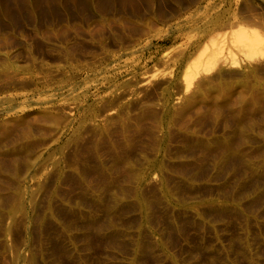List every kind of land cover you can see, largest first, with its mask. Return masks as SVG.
<instances>
[{
  "label": "rangeland",
  "instance_id": "1",
  "mask_svg": "<svg viewBox=\"0 0 264 264\" xmlns=\"http://www.w3.org/2000/svg\"><path fill=\"white\" fill-rule=\"evenodd\" d=\"M239 24L264 0H0V264H264V57L185 80Z\"/></svg>",
  "mask_w": 264,
  "mask_h": 264
},
{
  "label": "bare ground",
  "instance_id": "2",
  "mask_svg": "<svg viewBox=\"0 0 264 264\" xmlns=\"http://www.w3.org/2000/svg\"><path fill=\"white\" fill-rule=\"evenodd\" d=\"M229 31L228 33L224 31L225 33H221L219 37H213L214 39H211L210 43L205 46L203 51L199 54L197 61L189 68L188 76H185V78L187 77L188 79V81L185 79L186 83L192 82L191 80L193 77L201 71L212 68L221 58L228 57L231 60L233 59L232 63H235L236 60H234V58L236 51L246 54L249 58L264 57L263 31L258 30L256 27H247L241 24ZM189 83H187V85ZM188 87L186 86V89Z\"/></svg>",
  "mask_w": 264,
  "mask_h": 264
}]
</instances>
